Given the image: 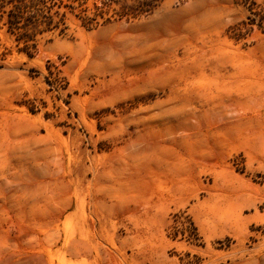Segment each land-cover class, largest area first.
<instances>
[{
  "label": "rangeland",
  "instance_id": "rangeland-1",
  "mask_svg": "<svg viewBox=\"0 0 264 264\" xmlns=\"http://www.w3.org/2000/svg\"><path fill=\"white\" fill-rule=\"evenodd\" d=\"M18 1L0 0V264H264V0H54L30 40Z\"/></svg>",
  "mask_w": 264,
  "mask_h": 264
},
{
  "label": "trees",
  "instance_id": "trees-1",
  "mask_svg": "<svg viewBox=\"0 0 264 264\" xmlns=\"http://www.w3.org/2000/svg\"><path fill=\"white\" fill-rule=\"evenodd\" d=\"M70 1L72 2L71 4L64 5V3L61 2L58 5L57 3L54 2V0H50V1L49 0H30V4L32 3L31 6L23 5V1H20V3L17 4L14 7L13 11L11 12V19L18 22L17 20L22 18L24 15V12H25L24 8H32L33 9L30 24L28 23L26 26L27 33L32 31V35L28 34V37H27L30 40L33 36H35V34L38 33V28L41 26H45L46 27L45 29H47L49 31L52 30V28L58 27L57 24L56 25L54 24V16H59V12H55V15L51 14L52 10L56 6L61 8L64 5V7L70 8L72 10H75L77 8H81L83 6L82 0H70ZM97 1H101L103 6L98 7L97 5H95V11H97L99 13L98 15H102L103 8H109V7H111L112 4L123 2L125 6H128L129 1H138V0H97ZM163 1L164 0H149V1H145V2H140L139 5L133 4L132 6H130V8L135 9L136 11H138L140 13L141 12H152V10L155 7H157ZM17 2H19V1L17 0ZM48 3H50V5ZM75 3H79V5L75 6L74 5ZM40 7H42L43 11L40 10ZM86 11H87V9L83 10L82 13L86 12ZM38 15L42 16V18L44 20L40 21ZM62 16L64 17L65 15H62ZM83 20H85L86 22L88 21L89 23H91V21H95V19L89 18V17H85V18H83ZM11 26H12L11 31H13V33H15V34H16V31H21L23 29V27L15 25L14 23H11ZM21 34L23 35V33H21Z\"/></svg>",
  "mask_w": 264,
  "mask_h": 264
}]
</instances>
